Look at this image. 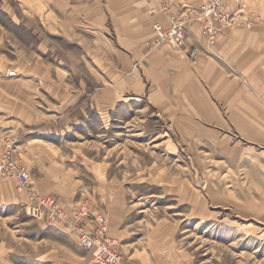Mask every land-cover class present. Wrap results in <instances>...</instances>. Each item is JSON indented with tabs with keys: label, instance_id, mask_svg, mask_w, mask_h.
<instances>
[{
	"label": "rangeland",
	"instance_id": "rangeland-1",
	"mask_svg": "<svg viewBox=\"0 0 264 264\" xmlns=\"http://www.w3.org/2000/svg\"><path fill=\"white\" fill-rule=\"evenodd\" d=\"M160 1L196 57L146 46ZM206 1L0 0V163L11 144L29 182L0 174V264H91L29 191L104 217L120 264H264V97L221 42L239 29L207 44ZM242 7L264 32V0Z\"/></svg>",
	"mask_w": 264,
	"mask_h": 264
},
{
	"label": "built area",
	"instance_id": "built-area-1",
	"mask_svg": "<svg viewBox=\"0 0 264 264\" xmlns=\"http://www.w3.org/2000/svg\"><path fill=\"white\" fill-rule=\"evenodd\" d=\"M151 13L161 14L167 19V25L161 22L153 24V36L146 46L156 48L164 43H171L186 56L194 58L198 55V49L187 48V24L188 16L170 13L169 2L160 1ZM199 23L201 33L209 46H213L220 35L233 29H251L253 18L248 15L243 7L242 0H207L201 5L194 19ZM4 164L0 163V174L6 171L11 177L17 191L25 192L28 185L26 173L13 167L11 163V144L6 145V151L2 154ZM31 199H35L47 212L51 221H56L78 236L79 245L89 253L91 264H120L121 255L116 246V241L109 236L107 222L102 216L95 217L91 227H87V211L85 207L65 210L60 207L52 196L37 197L29 191Z\"/></svg>",
	"mask_w": 264,
	"mask_h": 264
},
{
	"label": "crops",
	"instance_id": "crops-1",
	"mask_svg": "<svg viewBox=\"0 0 264 264\" xmlns=\"http://www.w3.org/2000/svg\"><path fill=\"white\" fill-rule=\"evenodd\" d=\"M192 26L188 29L191 32ZM263 31L256 28L252 31L235 30L231 31L229 35L225 34L222 38V43L225 44V49L231 45L233 50L232 56L234 61L242 64L240 74L248 76L252 89L257 90L260 96L264 97V35ZM222 35L217 39V44ZM228 36V37H227ZM220 42V43H221ZM201 44V42H200ZM216 44V43H215ZM216 44V45H217ZM223 46V45H222ZM222 53V52H221ZM219 54V53H218ZM159 55L174 58L176 61L184 62L176 49L169 48L168 50H161ZM185 64V63H184ZM182 65V64H180ZM246 71V72H245ZM255 106V115L249 119L253 122V129L257 131L264 130V122L258 116V114L264 113V102L261 105ZM253 113L252 111H246L245 113Z\"/></svg>",
	"mask_w": 264,
	"mask_h": 264
}]
</instances>
